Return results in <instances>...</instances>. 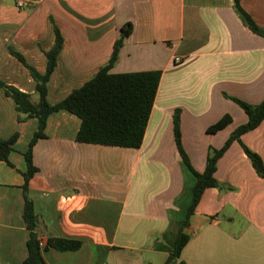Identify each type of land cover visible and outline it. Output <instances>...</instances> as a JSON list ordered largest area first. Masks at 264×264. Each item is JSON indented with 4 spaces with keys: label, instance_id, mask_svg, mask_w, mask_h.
I'll return each mask as SVG.
<instances>
[{
    "label": "crops",
    "instance_id": "crops-1",
    "mask_svg": "<svg viewBox=\"0 0 264 264\" xmlns=\"http://www.w3.org/2000/svg\"><path fill=\"white\" fill-rule=\"evenodd\" d=\"M17 1L0 0V84L28 93L33 102L35 82L8 47L44 72L54 24L63 46L47 83L50 103L108 61L126 22L133 28L110 71H161L137 148L78 142L76 115L63 110L49 115L45 136L32 148L37 171L27 183L45 264H162L186 218L195 184L175 144L173 114L179 109L181 142L191 165L203 171L208 147L219 148L247 120L224 93L252 104L264 97V37L243 24L233 0H21L23 7ZM240 4L264 27V0ZM224 114L231 122L207 132ZM36 127L37 119L18 113L0 85V138L17 133L8 162L0 160V264H21L27 254L23 151ZM240 138L264 162V119ZM214 176L230 189L203 191L189 217V239L179 260L264 264V177L238 141L218 159ZM50 236L77 239L81 245L58 250L45 245Z\"/></svg>",
    "mask_w": 264,
    "mask_h": 264
},
{
    "label": "trees",
    "instance_id": "trees-1",
    "mask_svg": "<svg viewBox=\"0 0 264 264\" xmlns=\"http://www.w3.org/2000/svg\"><path fill=\"white\" fill-rule=\"evenodd\" d=\"M233 9L243 24L253 33L264 37V27L258 25L251 15L241 6L240 0H233ZM132 23L126 22L120 28V35L116 39L108 61L82 85L74 88L61 100L50 103L47 99V83L57 64V57L63 46V37L54 24V42L45 51L46 68L40 72L35 66L28 63L25 57L12 47L10 49L29 71L35 82L36 101H31L28 93L14 86L0 84L5 95L13 99L18 113L24 118H36L37 127L30 137L23 156L26 170L23 172L22 185L24 204L23 218L29 237L26 242L27 254L21 264H45L39 239L36 232L38 218L33 208V202L28 196L27 183L37 171L32 161V148L38 138L45 136L46 122L52 113L67 111L80 119V126L75 135L78 142L137 148L141 145L149 114L153 106L155 94L159 84L160 69H150L129 72H111L123 39L132 31ZM224 96L237 103L247 116V120L238 125L219 147L209 146L205 158V167L199 172L193 168L181 142L180 111L173 114V136L177 150L183 162L195 176L192 190V200L187 209V215L180 225L175 237L174 247L162 264H185L180 261L181 250L187 243L189 236L186 227L190 215L194 212L197 203L208 187L230 189V185L218 181L215 176L218 159L224 154L233 141H238L250 160L258 176L264 177V162L260 155L251 150L241 141V135L256 128L264 119V97L258 103H248L242 99L224 93ZM20 119V117H18ZM231 122V116L224 114L215 123L208 126L209 133L217 132ZM17 133L6 139L0 138V160L8 162L9 152L13 149ZM45 245L58 250H76L81 241L71 238L50 236Z\"/></svg>",
    "mask_w": 264,
    "mask_h": 264
},
{
    "label": "built area",
    "instance_id": "built-area-1",
    "mask_svg": "<svg viewBox=\"0 0 264 264\" xmlns=\"http://www.w3.org/2000/svg\"><path fill=\"white\" fill-rule=\"evenodd\" d=\"M16 4H17V6H19V7H23V6L25 5V3H24L23 1H21V0H18V1L16 2ZM179 60H180L179 57H175V61H179ZM39 246H40V247L43 246V242L40 241V240H39Z\"/></svg>",
    "mask_w": 264,
    "mask_h": 264
},
{
    "label": "rangeland",
    "instance_id": "rangeland-1",
    "mask_svg": "<svg viewBox=\"0 0 264 264\" xmlns=\"http://www.w3.org/2000/svg\"><path fill=\"white\" fill-rule=\"evenodd\" d=\"M1 41H2V43H3L5 46H7V45L9 44V42H8L7 40H3V38H1Z\"/></svg>",
    "mask_w": 264,
    "mask_h": 264
}]
</instances>
